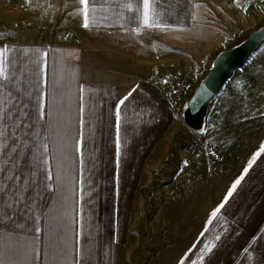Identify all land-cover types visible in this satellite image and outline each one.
Masks as SVG:
<instances>
[{"label": "crops", "instance_id": "crops-1", "mask_svg": "<svg viewBox=\"0 0 264 264\" xmlns=\"http://www.w3.org/2000/svg\"><path fill=\"white\" fill-rule=\"evenodd\" d=\"M34 5L29 36H0V264H138L147 246L153 264H264V87L224 85L190 148L173 99L197 86L93 78L122 73L92 34L178 45L222 0Z\"/></svg>", "mask_w": 264, "mask_h": 264}, {"label": "rangeland", "instance_id": "rangeland-1", "mask_svg": "<svg viewBox=\"0 0 264 264\" xmlns=\"http://www.w3.org/2000/svg\"><path fill=\"white\" fill-rule=\"evenodd\" d=\"M35 1L0 0L1 37L22 39L24 36H29L28 32L22 30V26L32 27V30L35 25H38L34 13ZM222 2L225 7H220L223 14L213 11L205 13L199 25L180 39L178 45H159L158 39L151 33L118 34L117 36L92 34V38L95 39L92 40L89 47L92 53H95L100 61H102L101 56L106 55L105 57L111 60L103 63L122 73L97 72L93 74V78L111 81L128 80L136 75L149 74L150 79L154 82L153 86L161 91L159 87L162 88V82L166 78V76L162 77L161 73L165 72V75L174 81L173 91L175 92L185 89L183 84L189 86L190 84L187 82L197 86L213 66L215 58L221 51L237 46L252 31L264 27V0H222ZM47 23L52 28L55 26L53 21ZM193 66L202 67L195 79H191V75H188ZM102 73L105 74L101 75ZM155 75H157L156 78ZM182 81L187 82L181 83ZM235 87H244L245 91H255L259 87H264V42L259 49L252 53L245 65L235 70L232 77L226 82L221 95L228 94ZM191 96H183L179 100L173 99L177 120L181 127L178 137L180 140L189 141L190 145L191 143L195 144L196 140L198 141L195 137H210L211 131L209 112L205 124L200 130H194L186 123L184 111ZM222 125L224 126L221 128H225L226 121ZM240 126L238 125V127ZM252 129L254 130V127ZM175 165L177 166L178 163L176 162ZM152 205L148 210L149 225L158 214H161L159 213L161 205L156 208L154 204ZM155 209L158 210V213ZM147 247L149 255L145 251L138 261L134 262L138 264L152 263V258L159 255V248L151 247L152 249H150V246ZM156 262L164 264L162 260Z\"/></svg>", "mask_w": 264, "mask_h": 264}, {"label": "water", "instance_id": "water-1", "mask_svg": "<svg viewBox=\"0 0 264 264\" xmlns=\"http://www.w3.org/2000/svg\"><path fill=\"white\" fill-rule=\"evenodd\" d=\"M264 42V27L252 31L248 37L230 49L221 51L214 60L206 76L195 88L188 100L184 117L186 123L194 130L203 128L210 105L222 90L235 70L245 65L252 53Z\"/></svg>", "mask_w": 264, "mask_h": 264}, {"label": "built area", "instance_id": "built-area-1", "mask_svg": "<svg viewBox=\"0 0 264 264\" xmlns=\"http://www.w3.org/2000/svg\"><path fill=\"white\" fill-rule=\"evenodd\" d=\"M182 86H183V88H187L188 87L187 84H183ZM190 148H193V144L190 145Z\"/></svg>", "mask_w": 264, "mask_h": 264}]
</instances>
